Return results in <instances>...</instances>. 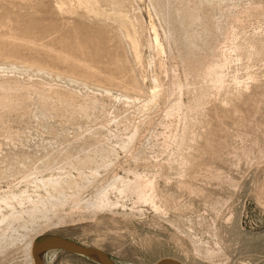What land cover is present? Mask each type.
Masks as SVG:
<instances>
[{"label":"rangeland","instance_id":"1","mask_svg":"<svg viewBox=\"0 0 264 264\" xmlns=\"http://www.w3.org/2000/svg\"><path fill=\"white\" fill-rule=\"evenodd\" d=\"M176 6L175 0H0V82L37 83L48 92L59 89L83 96L87 91L70 83V76L89 79L90 92L101 97L99 84L119 96L126 83L136 79L149 96L155 92L153 77L159 76L166 93L146 111L104 100L106 108L98 107L90 119L52 108L43 117L35 95L27 100V115L4 112L0 197L27 189L33 193L31 185L25 186V177L32 173L60 177L67 192L66 171L84 176L85 184L90 169L106 166L110 159L113 163L101 169L94 186L67 196L70 203L56 210L33 217V205L18 207L19 216L0 225V264H27L26 244L36 231L102 250L117 264L164 259L213 264L207 260L210 248L222 244L229 264H264V49L258 59L230 65L226 89L208 97L205 113L190 124L193 139L181 155H174L170 145L182 125L177 116L166 117L174 99L172 76L190 84L184 106L192 102L195 85L194 77L185 73ZM224 12L222 21L241 42L264 39V0H227ZM153 26L161 53L149 44ZM221 38L214 32L210 40L226 45ZM12 68L17 70L10 75L6 69ZM236 74L242 81L249 75L254 80L248 88L237 87L232 82ZM135 127L138 139L129 149H120ZM108 130L114 134L110 140L103 135L89 138L90 132ZM183 158L189 163L180 169ZM133 170L155 176L161 211L140 207L134 198L122 200L117 193L112 198L121 204L114 213L73 207L74 200L94 196L116 175ZM41 195L47 197L43 190ZM6 212L13 216L12 210ZM46 258V264H98L64 252Z\"/></svg>","mask_w":264,"mask_h":264},{"label":"bare ground","instance_id":"2","mask_svg":"<svg viewBox=\"0 0 264 264\" xmlns=\"http://www.w3.org/2000/svg\"><path fill=\"white\" fill-rule=\"evenodd\" d=\"M175 1L177 4L175 14L178 17V26L182 34L181 46L184 51L183 54H185L183 62L185 65V73L187 77L193 76L195 82L193 92L191 93L192 102L188 106H184L183 97L190 84L185 85L183 83L182 85L176 74H173L172 76V87L175 88L173 94L174 99L168 108L166 117L174 118L177 116L181 119L180 123L182 125V129L174 137L173 142L170 145V148L173 149L174 155H181L183 148L193 139L190 132V124L196 123L197 120L194 121L196 118L195 116H202L205 113L208 97H213L214 94H219L221 91L226 89L229 76L228 69L230 65L233 62L241 61L243 58L250 60L258 59L264 49V39L260 40L259 37H256L245 43L240 41L237 34L230 31L228 23H224V21H222L223 17H227V14L224 12V4L227 2V0ZM229 15L230 16L227 18V22L231 17L230 13ZM214 32L220 33L222 36L221 45L222 43H227L228 45H213L210 39ZM231 38H233V40H231ZM149 44L152 46V49H156L158 53L162 52L161 49L163 46L160 35L154 26L153 35L149 41ZM6 70L10 71L11 75V73H16L15 71L17 68ZM39 71L47 76L52 75L51 72L45 69H41ZM68 80L70 83L76 84L78 88L81 87L87 92H85L83 96H79L73 91L63 92L59 89H50L48 92L42 88L41 85L37 86V83L36 85H22L21 82H11L12 80L10 79L0 82V119L5 114L4 112L9 113L11 111H21L22 114L27 115V108L29 107L27 100L30 99L31 95L36 96L37 107L39 108L43 117L52 108L67 112L71 117L80 115L83 118L90 119L93 117V115H96V109L98 107L106 108L104 100L113 99L115 103L119 102V104L123 105L124 107H139L140 109H144L146 111L147 109L158 105L161 100L164 99L166 94L159 76L153 77V87L155 92L149 96H146L143 86L140 85L136 79L130 83H126L123 90L119 91V96L114 94L113 89L99 84L96 87L101 90V92L99 91L101 97L95 94L94 91L90 92L92 85L88 83L87 80L89 79L82 80L69 76ZM253 80V77L249 75L247 81H242L238 74H236L233 76L232 82L237 87L248 88L250 82ZM21 92L25 93L26 95L17 96V93ZM112 134L113 132L110 130L107 132L95 131L89 133V138L96 139L99 138V136H105L108 139H112L114 136V134L113 136ZM8 136H10V133ZM127 136V142L119 144L120 149L122 150L129 149L138 139L139 127L132 129L127 134ZM80 157L81 156H79V158ZM183 159L184 160H182L180 163V169L184 168L189 163L186 158ZM112 163L113 159H110L106 166L90 169L91 171L89 175L85 177V184H82L81 182V179H84V176L82 177L81 174H79L78 177L72 176L71 173L66 171L65 174L67 176L65 177L64 184L69 188V191L67 192H64L63 179L60 177H55L53 175L51 178H47L45 173H40L37 175V173L30 172L32 174H28V176L25 177V186L29 187L28 185H31V188L34 189L33 193L27 189L21 191L19 194L12 192V194L8 195L7 192L5 195L0 197V225L5 224L6 221H13L16 214L19 216L18 207H26L28 204L33 205V208L36 210H32L35 212L33 213V217H39L46 213L48 209L56 210L59 205L70 203L68 202L69 199H67V196H75L77 193H81V191H84L87 188L85 186H94L98 182V178L101 176V169H107ZM126 172L127 176L116 175L111 180V182L107 183L105 186H102L101 189L99 188L94 196H91L90 198L74 200L72 202L73 207L78 209L80 212L81 210H93L95 213L97 211H109L114 213L117 206L121 204V201H114L112 198V195L117 193L122 200L126 198H134L133 200H135V204L140 207L149 206L155 211H161V207L158 205L157 181L155 176L150 177L149 175H143L137 170ZM42 190L47 195V197L41 195ZM121 206L125 207V204ZM139 208L137 209L138 211L140 210V213L144 212ZM7 209L13 211V216H9L10 213L6 212ZM44 235L52 234H46V231H36L34 234L29 235V239L26 244V252L28 256L27 264H35L33 257L34 243L36 239ZM195 251L201 257L199 251ZM57 252L58 251H53L50 252V254H56ZM208 254L209 257L207 260L213 264H229L230 262V255L223 244L219 245L217 248H210ZM47 255L45 256V263L47 262ZM172 260H175L181 264H188L187 261L184 260Z\"/></svg>","mask_w":264,"mask_h":264},{"label":"water","instance_id":"3","mask_svg":"<svg viewBox=\"0 0 264 264\" xmlns=\"http://www.w3.org/2000/svg\"><path fill=\"white\" fill-rule=\"evenodd\" d=\"M53 251L84 257L98 264H116L107 253L99 249L88 247L70 239L55 235H44L36 239L33 247L35 264H46L45 256ZM157 264L181 263L172 259H164Z\"/></svg>","mask_w":264,"mask_h":264}]
</instances>
